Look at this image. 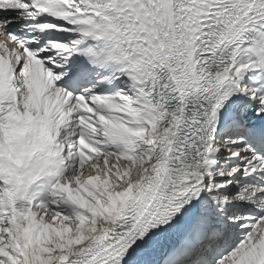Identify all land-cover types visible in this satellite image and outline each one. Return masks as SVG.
I'll use <instances>...</instances> for the list:
<instances>
[{"label":"snow or ice","instance_id":"obj_1","mask_svg":"<svg viewBox=\"0 0 264 264\" xmlns=\"http://www.w3.org/2000/svg\"><path fill=\"white\" fill-rule=\"evenodd\" d=\"M0 264H264V0H0Z\"/></svg>","mask_w":264,"mask_h":264}]
</instances>
